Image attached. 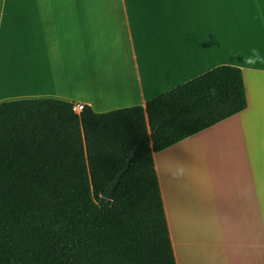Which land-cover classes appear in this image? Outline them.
<instances>
[{"label":"crops","instance_id":"crops-1","mask_svg":"<svg viewBox=\"0 0 264 264\" xmlns=\"http://www.w3.org/2000/svg\"><path fill=\"white\" fill-rule=\"evenodd\" d=\"M222 64L245 109L153 154L176 264H264V0H0V101L144 106Z\"/></svg>","mask_w":264,"mask_h":264},{"label":"trees","instance_id":"trees-1","mask_svg":"<svg viewBox=\"0 0 264 264\" xmlns=\"http://www.w3.org/2000/svg\"><path fill=\"white\" fill-rule=\"evenodd\" d=\"M74 105L0 101V264H176L153 154L244 110L241 69L215 66L144 106Z\"/></svg>","mask_w":264,"mask_h":264},{"label":"water","instance_id":"water-1","mask_svg":"<svg viewBox=\"0 0 264 264\" xmlns=\"http://www.w3.org/2000/svg\"><path fill=\"white\" fill-rule=\"evenodd\" d=\"M135 148L131 151L126 163L124 164V166L121 168V170H119V172H117V174L115 175V177L113 178V180L110 182V184L107 186L106 190L101 193V197L106 198V199H111L112 198V194L113 191L115 189V187L117 186L122 174L125 172V170L128 168V164L129 161L132 157V154L134 153Z\"/></svg>","mask_w":264,"mask_h":264},{"label":"built area","instance_id":"built-area-1","mask_svg":"<svg viewBox=\"0 0 264 264\" xmlns=\"http://www.w3.org/2000/svg\"><path fill=\"white\" fill-rule=\"evenodd\" d=\"M82 108H83V104L81 103H77L74 105V110L77 112L80 111Z\"/></svg>","mask_w":264,"mask_h":264}]
</instances>
